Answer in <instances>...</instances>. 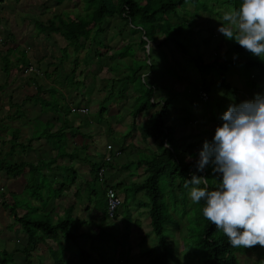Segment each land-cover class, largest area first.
<instances>
[{"label": "rangeland", "instance_id": "374dc122", "mask_svg": "<svg viewBox=\"0 0 264 264\" xmlns=\"http://www.w3.org/2000/svg\"><path fill=\"white\" fill-rule=\"evenodd\" d=\"M0 6V56L5 55L6 51L12 50L14 53H12V59H15L16 54L20 52H26L27 49L29 50L31 48H36V46L39 45L41 47L43 44H48L49 42H54L53 45L48 48L45 46L42 48L48 49V53L51 55H55L57 57H66L64 60V63L62 64L61 68V74H64L65 72H69L71 68L74 66V68L78 67L76 73L82 72L79 78H76V82L74 86L79 87L83 90V92L86 89L91 88V84L94 86H105L107 89L111 88V82L107 83L106 81L110 80V78H119L125 75H133V69H136L141 65V61L144 62L145 60V53L147 57H151L152 60H154L157 64V66L160 65V67H154L153 70L154 74L152 75L150 72V69H147L142 67V70L139 73H147L152 75L153 80L155 83H157L159 92H161V89H164L165 92H167V98L171 99L172 107H176L174 109L170 116H168V122L169 125L175 126L176 130V136L179 137V139L182 141V147L185 148L183 150H186V153H184L183 156L187 158V161H198L199 160V152L202 149L203 145V139L204 140H212L215 129L222 124L221 116L223 113L227 110L228 106L230 104H239L242 101L246 100H252L257 94L264 95V81L263 78L260 77V75L254 74L252 79L248 78L243 64L245 63L244 60H242L241 57H237V54L240 55V53H229L228 55H225V50L231 47L235 41L227 40L219 31L218 29L223 27H231L229 24L225 25L222 23L223 17L225 13H227L226 9H224V5H221L219 2H213L209 3L208 6L212 9H214V13H209L208 11H201L198 12V17H190L191 24H192V30L194 31L193 34H191V42L189 41L188 46L189 49L192 51L198 52L201 55V58H203L204 63L212 62L215 56V53L220 59H227L228 57L230 59H233L235 61V65H231L229 67V70L225 73L222 70L219 72L217 69L215 71L211 72L213 74H206L202 75L199 73V71L193 67L194 65L191 63V60L185 57H181L180 54L176 51L175 47L172 46V44L163 45L162 47L155 46L154 44L151 45V53L149 46L146 49H143L141 46H137L136 43L139 42V37L141 33L139 30L135 33H133L131 30L135 29L132 28L128 21H122L117 16H114L111 19H108L106 22H104L102 28L103 31L98 35V38L95 40H89V41H83L81 40L79 44L71 45L72 49L70 48L69 51H60L61 48L65 46V41L56 34H52V37L50 36L49 39L43 38L42 35L39 36V39L34 36L35 34V23L37 22H43L45 25L48 24L50 20L55 19L54 16H61L64 19H73L77 16H84L86 11L84 9V4L81 0H69L63 2L61 5H56L53 0H4ZM215 5V6H212ZM193 13V12H192ZM54 17V18H53ZM93 33V32H92ZM91 33L90 36L93 34ZM51 35V34H49ZM53 39V40H52ZM184 39V37H183ZM55 40V41H54ZM159 41V40H158ZM37 44V45H36ZM83 44V48H81L79 45ZM91 44V45H90ZM131 44V46L127 47L124 45ZM134 44V45H133ZM117 49V50H115ZM114 50V51H113ZM115 52L117 54L122 53L124 55V58L118 59V61L112 58L111 59V52ZM43 53L44 52H40ZM61 54V55H60ZM20 57L23 58V55L19 53ZM249 55V53H248ZM105 57V58H104ZM17 58V56H16ZM104 58V59H103ZM228 58V59H229ZM103 59V60H102ZM108 59H110L111 64L107 65ZM63 59L59 60L61 62ZM140 60V61H139ZM21 60L16 59L13 63L11 60V57H5L2 58V65H4V68H2V71L4 70L5 75L14 76L16 75L15 72V66H21ZM147 61V59H146ZM151 63V61H150ZM16 64V65H15ZM8 65V66H7ZM119 66L118 72L114 73V70L117 69L115 66ZM144 65V64H143ZM72 66V67H71ZM87 66V67H86ZM107 67H111V72H113L115 75L113 76L110 71L107 70ZM1 67V66H0ZM28 67H32L33 69L37 70L38 67H34V65H29ZM24 69V68H23ZM103 70V72H102ZM1 71V70H0ZM38 72V70H37ZM97 72V73H95ZM9 73V74H8ZM86 73V74H85ZM159 73H163L159 77ZM209 73V72H208ZM222 73L224 74V80L231 86V90L227 91L226 88H217L216 86L212 87V94L208 96V100L203 102L197 97V91L196 86H198V83H202L201 81L205 80L206 83L210 81L217 80L220 81V77L222 76ZM3 73L0 72V83H2L4 80ZM94 76V78L91 77ZM62 76V75H61ZM86 76V79L84 77ZM91 77V78H90ZM256 77V79H255ZM84 79V82L82 81ZM108 79V80H106ZM162 79V80H161ZM254 79V83L257 82L255 87L253 88V83L249 82L250 80ZM69 80V79H68ZM67 80V82H68ZM160 81V82H159ZM109 82V81H108ZM36 83V82H35ZM65 83V82H64ZM116 83V84H115ZM115 87L118 88H124V94L125 90L127 88V85L131 86L133 88V91L129 90L128 88L127 94H126V103L124 106L125 108H130L132 106L133 99L137 98V96H141L137 99L136 105H140L142 102H146V97L149 95H152L153 97L156 96V92L154 91L156 87H153L152 85L149 86L146 85L145 80L140 77H130L126 80L119 81V83L116 81ZM262 83L263 86H260ZM9 84V83H8ZM119 84V85H117ZM125 84V85H124ZM1 85V84H0ZM84 85V86H83ZM117 85V86H116ZM260 86V87H259ZM36 87V84L34 85ZM1 88V87H0ZM4 86L2 89H0V93L5 92ZM216 90V91H215ZM255 92V93H254ZM135 93V94H132ZM147 94V95H146ZM3 96H0V101L2 100ZM113 99H115L113 97ZM119 97L116 98L118 101ZM19 100V99H18ZM64 99L61 95L59 98L55 96V103L63 113H65V109L69 103H71L73 100H68L63 103ZM108 101V100H107ZM112 102V101H111ZM75 103V102H74ZM76 104V103H75ZM4 105V104H3ZM134 104L133 108L136 107ZM159 109V107H157ZM19 116V123L20 125H23L25 123L22 120V113L21 109L16 112ZM149 114V112H147ZM79 116V115H78ZM83 118H90L91 115L88 117L86 116H79ZM124 117V119H123ZM123 117L120 116L119 119H122V122L118 123L115 127V129H118L119 131H125L122 134H125V139L121 138L118 139V137L114 134L113 137H111V140L115 143V145L119 146H131V157L135 158V149L138 146L139 136L140 133L137 129V125L141 122H143L147 115L139 117L138 120H136V124L134 131H132L133 128H131L130 123V116L128 115L127 109L126 112H123ZM97 119V118H96ZM15 120H18V117L15 118ZM118 120V119H117ZM3 121V120H2ZM129 124V125H128ZM2 124L1 126H3ZM127 125V126H126ZM126 127V128H125ZM3 129V128H2ZM17 131L20 130L19 128H16ZM47 128L45 126H42V124L38 121H34L32 124V136L37 138V136H40L39 134L46 132ZM16 131V134H17ZM11 136V134L9 135ZM15 136V134H14ZM13 136V137H14ZM112 136V135H111ZM110 137V135H109ZM4 139V132L0 131V141ZM60 141H62V138H59ZM94 140V137H93ZM193 144L194 146L192 148H195L193 151L191 148H188L189 144ZM23 144V143H21ZM94 146L96 147V157H91L90 153L87 152V159L86 163L90 166V169L94 178V168L99 165V156L101 153V143L97 140H94ZM180 144V145H181ZM26 145V144H25ZM24 145V146H25ZM63 145V144H62ZM179 145V146H180ZM19 146V145H18ZM19 148V147H18ZM9 145L5 146V143H0V161H3L5 163H10L7 160H14L17 161V158L19 159L18 152L15 154V156L9 155ZM88 151V149H86ZM125 153H127V149L125 150ZM144 152L137 153L136 157L139 160H147L149 157H145V154H142ZM83 155H85V152H83ZM148 156V155H147ZM125 160L128 161L127 155H125ZM154 157V156H151ZM150 157V158H151ZM116 158V157H115ZM122 160V159H121ZM186 159H183L185 161ZM11 164V163H10ZM144 167V164L142 165ZM142 167V169H143ZM213 167L214 165L209 164L206 166L205 170H210L213 173ZM42 168H47V164H42L38 171H41ZM136 168L135 165L130 166V170L132 171V174H137L138 171H135ZM111 171H109L110 173ZM108 172L105 173L104 177L110 181ZM218 173H213V177H218ZM39 178V175H38ZM36 179V178H35ZM40 177V183L42 182V186L45 188L49 184L48 178ZM159 183V190L164 192V201L168 206L170 207L168 212V223L163 230V234L167 240V244L170 250V258L168 259V262L171 264H199L200 256H197L194 254V248L187 247L185 243L189 244L188 241V235H189V224L192 225V230L196 228V222L198 219V207L196 205L191 204L192 200L190 199V189H188V192L186 193V199L183 198V202L185 203V206H187V211H183V207L181 206H175L176 198L183 197V192H179L178 190L175 191V194L171 190H167L165 187L166 184V177L164 175H161L158 180ZM1 184V179H0ZM32 185V182H30V185ZM36 188V187H35ZM34 186L31 187V189H35ZM90 189H94L93 192H95L94 196H90L91 193H89V190H86L84 194L76 196L77 201L84 203L85 198L87 200L86 204L89 202V198H91V201L95 203V201L98 202L99 207H102V193H101V183L97 180H94L92 184L89 185ZM127 189H130L129 187ZM35 191V190H34ZM122 194V191H120ZM125 194V193H124ZM44 198V195H46L45 192H42L41 194ZM127 199L124 204H122L120 208V212L122 213V218L127 220L130 218V225L132 228L131 232L133 234V237L135 239H138L137 241L132 239L130 244H132V247L129 249H132L133 251L129 254L128 252H124V247L126 246V241L124 240V226L120 227V230L123 232H119L117 229H112L107 232L103 229V226L106 228L110 224H112V220H106L102 222V226L97 225H89L86 228L88 229H94L97 234L93 235L96 238H94V244L92 246V242L90 239V232L87 234L88 240V253H92L91 259L93 260V264H103L106 262V260H111L113 264H120L122 261H125V264H146V262H149L150 258L144 257L141 258L142 253L146 251L149 248H152L157 243V238L153 234L151 227H150V218H149V209L151 200V195L146 193L145 191H141L134 194L133 189L129 190L127 194H125ZM38 196V194H37ZM121 196V195H120ZM16 199V204H21L22 211L28 212L27 221L29 220H43L46 221V218H49L48 215L43 216L42 214V202L41 198H39V201L37 202L38 206L31 205L30 198L33 197L31 190L27 191L23 195H18ZM96 199V200H95ZM188 199V200H187ZM178 202V201H177ZM138 203H143V206H140V208H146L145 211L141 212L137 206ZM45 203L43 204V206ZM184 206V208H185ZM130 211V212H129ZM197 213V215H196ZM130 214V215H129ZM144 220H140L142 218ZM140 218V219H139ZM67 219V218H63ZM141 221V222H140ZM179 224V226L176 228L174 227L175 224ZM76 226H78V223H75ZM81 225V224H80ZM85 226V225H84ZM133 227H136L137 229L133 230ZM140 230V234L137 233L136 230ZM188 229V230H187ZM79 229H74V231H78ZM103 230V231H102ZM8 232L4 233L3 231V225L0 222V247H4L5 250L10 251L11 247L9 244H7V240L5 238L4 234H7ZM80 234L79 236H81ZM143 238L142 244L139 245V247H136L134 244L139 242V236ZM146 239H144V237ZM185 238V241L183 240ZM80 245L81 241H78L77 239H73L72 243L69 245L70 247V253H72V250L75 252L71 255H74L76 257L77 261L76 264H92L91 262H88L90 260L89 257L86 258V260L81 261V258H79L80 254ZM133 245L136 247L134 248ZM77 246V248H75ZM19 248V247H18ZM123 249V251H122ZM136 250H139L141 253H137ZM0 252V262L2 261L5 264H11L13 263L11 258H8L6 256H1ZM65 254H63L62 257V251L58 256H56V259H64ZM24 255V258L27 259V264H33L36 262V260H39L34 255ZM138 258V260H131V257ZM53 257V255H52ZM132 257V258H133ZM154 255L152 256V258ZM15 260V257H13ZM73 261L72 258L69 257L66 261V264H70L71 261ZM237 260L238 264H251L254 261L257 260V256L252 251H245L241 254H237ZM120 261V263H119ZM132 261V263H131ZM142 262V263H141ZM1 264V263H0Z\"/></svg>", "mask_w": 264, "mask_h": 264}, {"label": "crops", "instance_id": "0c3cea01", "mask_svg": "<svg viewBox=\"0 0 264 264\" xmlns=\"http://www.w3.org/2000/svg\"><path fill=\"white\" fill-rule=\"evenodd\" d=\"M38 23L44 24L43 22L35 23L36 31L34 36L36 38L39 39V36L42 35L43 38L49 39L50 36L52 37V34H56L49 33L47 31H40L38 29ZM53 43V41L49 42V46L46 43L41 47H39L38 45L36 46V48H31L30 50L29 48H26V52L19 51V53L23 55V58H21L18 53L16 54L17 58L15 56V59H12L11 55L12 53H14L12 50H8L6 51L5 55L0 56V72L4 75L5 71H2L4 65H2L1 63L2 58L11 57L13 63H16V59L21 60L20 62L22 66H18L19 64L15 66L14 69L16 75L11 77L10 74L5 75L4 80H2L3 82L0 83V89H2L3 86L5 87V92L2 91V93H0V96H3L2 100H4L0 101V131L4 132V139H2L0 143L4 142L5 146L9 145L8 151L10 156L14 157L18 152L19 159L17 158V161L13 158H11L12 160H7L11 164L28 163L34 166H25L19 171L13 170L10 173L0 172V222L3 225L4 233L8 232L4 235L7 240V244H9L11 247V250L7 251L4 249V247L1 246L0 252L2 253L1 256H6L13 259V263L11 264H27V259L24 258L25 254L23 252H27L28 250H30L29 252H27L28 255H34L39 259L36 260V262H34L33 264H66V261H64V259L67 258L68 260L69 257L73 259V261L70 260V264H76L75 262L77 261V259L76 257H74L75 254L71 255L75 251L72 250V253H70L69 247L73 239L81 241V245L79 248L80 254L78 257L80 258L82 251H84L85 255L83 257H85L87 254L88 256H86V258H90L88 262H91L93 264L94 262L91 259V256L93 254L88 253L89 239H87V234L90 232V234L88 235H90L89 237L93 246L94 238H96L93 235H96L97 232L94 229H88L86 227L89 225L102 226V222L105 221L104 219L110 220L104 214V193L106 189L110 187L113 188L122 200V204H124L127 199L125 194H127L130 189H133L135 195L141 192L142 190L136 191L135 187L143 185L147 177L145 166L143 167L139 164L140 161L145 160H139L136 157L137 153L144 152L142 154H145V157H149V159H151V156L162 152L158 146L159 141H154L151 137H144V130L149 125L148 119H150L151 115L155 111L159 110L157 109V107L159 106L148 108L135 118L133 114V106L134 104L136 105L137 99L141 96H137V98L133 99L134 101L131 103L132 106L130 108H125L126 106L124 105L126 103V94L128 88H130V91H133V88L127 85L124 94V88L115 87L116 81L119 83V81L126 80V77L131 76V74L119 78L112 77L110 78V80L106 79L109 81H106L107 83L111 82L110 89H107V87L105 86L106 84L99 87L91 84V88L86 89L83 92L82 89L74 86L76 78H79L78 76H80L82 72H79L77 74L76 71L78 67L74 68V66H71L72 68L71 70H69V72L61 74L62 64L64 63L66 57H57L48 53V49L46 48L50 47V45L52 46ZM65 43V46L61 48L59 52L61 50L69 51L70 48L72 49L71 45H69L66 41ZM136 45L138 46L137 43ZM44 46L46 48H42ZM124 46L129 47L131 46V44ZM83 47L84 46L82 45L81 48ZM113 51L111 52V59L116 58L115 62L120 58H124V55L122 53L117 54ZM40 52H44V54ZM145 57L146 58L144 62L141 61V65L139 66V71L136 73V77L144 79L146 85L150 83L149 86L152 85L153 87H156V96L151 97V102L155 103L160 101L161 99H164V97H166L168 93L165 92L164 89H161V92H159L158 88L160 87L158 86L160 85L155 83L152 78V75L155 71L153 70L154 67H160V65L157 66L156 62L152 60L151 57L148 58L146 53ZM61 59L63 60L59 62V60ZM108 61L109 62H107V65H110V59H108ZM29 65L38 67V72H27L26 70L29 68ZM151 65L154 66L151 68ZM145 66L147 69H150L152 75L149 76L148 72L145 74L139 73L142 70V67L145 68ZM111 67L106 66L107 70L110 71V73H112L114 76V73H116V71L118 72L120 67L115 66L117 67V69L114 70V73L111 72ZM161 75H163V73H159V77ZM91 77L94 78V76L92 75ZM84 79H86V76L84 77ZM84 79L82 80L83 82ZM35 84L36 87H34ZM60 95L64 99H66L63 101V103H65L67 100L68 102L73 100L67 106H64L66 107L65 113H63V111L61 112L57 104L52 105V103H55V96L59 98ZM113 97L115 99H113ZM117 97H119L118 101L116 100ZM20 109L22 113V120L25 122L23 123V125H20L19 116L16 113ZM80 109H85L86 114L80 113ZM126 109L128 115L130 116L131 128H133L132 131H134L135 125H137L135 121L138 120L139 117L141 118L142 116L147 115V118L142 123L140 122L137 125L140 136L137 143L138 146L135 149L136 151H134L135 158H133V156L131 157V146L115 145V143L117 142H113V140H111V137H113L114 134L118 137V134H122L125 132L119 131L118 129H115V127L118 123L122 122V119H119V117H123V112H126ZM174 109H176V107L171 108L168 116H170L171 112ZM147 112H149V114ZM78 115L86 117L91 115V117L86 119L83 117H79ZM17 117L18 120H15V118ZM34 121L40 122L42 126H45L47 128L46 132L39 134L40 136H37V138L32 136L33 131H31ZM167 122L168 119L166 121V126L172 128V134L170 136V143H167L165 145V148L167 147L168 149L172 150L173 153L175 150V152L178 153L177 155H179V159H186L185 162H188L187 158L183 156L184 153H186L187 149L183 150L185 146L184 148H181L182 141L179 139V137L176 136V127L173 125H169V123ZM2 124L4 125L1 126ZM19 127L20 130L17 131L16 128ZM10 134L11 136H9ZM119 136L120 137H118V139L124 138V140L126 141L124 137L125 134ZM93 137L94 140H97L101 143L99 165L94 168V178L91 172V170L93 169H90V166L86 163L87 152L90 153L91 157H96L95 153L97 150L94 146L95 144ZM59 138H62L63 140L60 141ZM202 141L204 143V141L206 140L203 139ZM106 145H111V152L118 151L120 153L118 157H114L109 163H106L103 159L104 155L108 153ZM86 149H88V151ZM126 149L127 153H125ZM194 149L195 148H192L191 150L193 151ZM83 152H85V155H83ZM125 155H127L128 161L125 160ZM192 162L197 161H189V163ZM40 164H47V168H42L41 171H38ZM132 165L136 166L134 170L138 171L137 174H132V171L130 170V166ZM100 168L104 169L103 178L101 180H99L97 177V172ZM109 171L111 172L109 173ZM106 172H108L110 175V181H108L104 177ZM41 176L44 177V179L48 178L49 184L46 188L45 186L41 187ZM94 180H97L101 183L102 207H99L97 201L93 203L91 201V198H89L88 204H86V198L84 200V203L78 202L76 198L78 193L82 195L87 189L89 190V193H91L90 196H94V189L92 190L89 188V185L92 184ZM30 182H32L31 186H29ZM33 186L34 188L36 187L34 189L35 191L31 189V187ZM128 187L130 189H127ZM84 188L86 190H83ZM28 190H31L33 195V197H29L31 205L38 206L37 202L39 201V198H41L43 208L41 212L43 216H49V218H46L47 221H50L53 225L60 223L61 221H69L68 226H66L65 228L66 235L62 236L63 232H57V238H55L57 242H52L51 239L48 238L46 239L47 241L45 240L46 243L44 241L40 242L39 239L42 233L36 230L37 232H34L35 236H33L32 238L34 240V248L29 249L30 241L28 235L18 221V219L22 218L23 216L26 218L28 212H23L21 210V204H16V199L20 198L18 197V195H23ZM120 191H122V194L120 193ZM42 192L46 193V195H44V198L41 195ZM44 203L45 205L43 206ZM137 206L139 207L138 209L141 212L145 211L146 209L145 207L142 209L140 208V206H143V203H138ZM144 218L146 219V217ZM144 218L139 219L142 221L144 220ZM129 219L130 218H128L124 222L122 213L118 211L117 217L112 220V224H110L106 228L103 226V229L105 231L107 230L108 232L109 230L118 228L119 232L121 233L123 231L120 230V227L124 226V240L126 241V246L123 249L124 252L129 251L128 253L130 254L133 251L132 249H129L130 247H132V244H130V242L132 241V239L136 241L138 239H135L133 237L131 229H128L132 228ZM75 223H78V226H76ZM74 229L79 230L74 231ZM135 229L137 228L133 227V230ZM136 231L139 234L141 232L139 229ZM80 234L82 235L79 236ZM138 236L139 242H136L134 244L136 247H139V245L142 244L143 241L141 235ZM144 238L146 239V237ZM134 245L133 247L136 248ZM75 248H77V246H75ZM61 251L62 257L63 254L66 253L64 259H56L55 257L58 256ZM146 251H148V249ZM136 252L141 253L139 250H136ZM13 257H15V260ZM132 257L131 260H138V258ZM141 258L143 259L144 257ZM0 263L5 264V262L3 263L2 261ZM125 263V261H122V263L120 264ZM103 264H113V262L108 259ZM167 264L171 263L167 262Z\"/></svg>", "mask_w": 264, "mask_h": 264}, {"label": "trees", "instance_id": "16d2710c", "mask_svg": "<svg viewBox=\"0 0 264 264\" xmlns=\"http://www.w3.org/2000/svg\"><path fill=\"white\" fill-rule=\"evenodd\" d=\"M19 1V0H16ZM56 5H61L65 1L69 0H53ZM84 4V9L86 11L84 16H77L73 19H64L61 16H55V19L48 22L47 25L38 23V29L40 31H47L49 33L59 34L69 45L79 44L81 40L89 41L98 38V35L103 31V24L108 19L117 16L122 21H128V24L135 28L131 30L133 33H141L139 37V42L137 43L143 49L149 46V41L151 45L162 47L163 45L172 44L176 51L181 57L189 58L191 63L194 65L199 73L202 75L213 74L211 72L217 69L219 72H227L231 65H235L233 59H220L215 53L212 62L204 63L203 58L198 52L189 49L188 43L191 42V34H193L192 24L190 17H198V12L208 11L209 13H214V9L208 6L209 3L219 2L224 5V9L227 12L237 10L242 3V0H81ZM4 0H0V5ZM215 6V5H212ZM193 12V13H192ZM224 15V14H223ZM223 24L227 25L228 22L222 21ZM93 32V33H92ZM91 33L93 34L92 36ZM184 37V39H183ZM159 40V41H158ZM83 44L79 45L82 47ZM240 53L237 57H241L245 61L243 64L245 72L248 78L252 79L253 75H260L264 81V57L257 58L247 52L245 49L239 46L236 42L226 49L225 55L229 53ZM249 53V55H248ZM149 58V57H148ZM8 66V65H7ZM154 65H151V68ZM133 75L126 77V79L134 76L139 71V67L133 69ZM209 72V73H208ZM220 77V81L217 80L207 82L205 80L198 83L196 86L197 97L201 101L205 102L208 100V96L214 92L212 87L226 88L230 91L231 86L225 82L224 74ZM9 74V73H8ZM256 79V77H255ZM249 82L253 83V88H256L254 79ZM260 86H263L262 83ZM259 86V87H260ZM156 91V88L155 90ZM216 91V90H215ZM205 93L207 95V100H202L201 94ZM255 93V92H254ZM147 95V94H146ZM152 95L146 97V102H142L140 105L134 108V117L136 118L140 113L147 110L148 108H154L159 106V110L155 111L149 120V125L144 130V137H151L155 141H159V149L162 151L154 155L151 159L145 161H140V165L144 164L147 177L143 185L135 187V190H142L150 194V227L153 234L157 238V243L154 247L149 248L148 251H144L141 257L150 258L147 264H167L170 258V250L167 244V240L163 234L164 227L168 223V212L170 207L164 201V192L159 190V177L164 175L166 177L165 187L167 190L173 191L179 190L183 192V197L176 198L175 206H181L184 212L187 210V206L183 202V198L186 196L185 192L191 189L193 185L189 184L188 188H185V182L191 180L192 175L203 176L207 179V190L213 191L217 190L219 187L221 174L214 178L213 173L210 170H204L203 172L196 171L197 162H185L179 159L178 153L172 152V150L165 148L167 143H170V136L172 134V128L166 126V121L168 119V114L172 108L171 99L164 97L158 102H151ZM170 100V101H169ZM194 145L191 143L188 148L192 149ZM2 160V159H0ZM40 164L39 166H41ZM29 166L34 167L28 163L10 164L0 161V172L10 173L13 170H20L21 168ZM96 172V171H95ZM198 187H205L203 182L198 185ZM185 191V192H184ZM105 194V193H104ZM105 199V198H104ZM186 199V197H185ZM104 205V214L106 215V199ZM178 201V202H177ZM191 204H194L191 202ZM198 207L199 213L198 221L196 222V228L192 230V225L189 224V244L185 243L186 246L194 248V254L200 256L199 264H238L237 254H241L245 251H252L256 254L257 260L251 264H264V247L259 245L251 248H235L233 247L228 238L219 230L216 226L208 221L203 216V208L206 206V201L201 200L198 204H194ZM185 206V208H184ZM197 215V213H196ZM107 217V216H106ZM22 228L28 235L30 241V248H34L35 231L41 232L40 242L46 239H51V241H56L57 232H63L62 236L66 235L65 228L68 226L69 221H61L53 225L50 221L43 220H29L24 216L18 219ZM173 224H175L173 222ZM179 224H175L174 227H178ZM188 230V229H187ZM36 231V232H37ZM51 236V237H48ZM35 239V237H34ZM145 239V238H144ZM46 240V241H45ZM57 242V241H56ZM36 243V242H35ZM33 245V247H32ZM28 250L27 252H29ZM27 252H23L27 256ZM85 255L82 251L80 258L81 260H86L83 256ZM154 257L152 258V256ZM86 256H88L86 254ZM240 264V263H239Z\"/></svg>", "mask_w": 264, "mask_h": 264}, {"label": "clouds", "instance_id": "9594fccd", "mask_svg": "<svg viewBox=\"0 0 264 264\" xmlns=\"http://www.w3.org/2000/svg\"><path fill=\"white\" fill-rule=\"evenodd\" d=\"M231 27L218 31L257 58L264 57V0H242L223 17ZM151 53V41H149ZM212 140L204 141L196 171L209 164L221 174L217 190L207 179L192 175L184 187L194 204L206 201L203 216L235 247H264V95L230 104ZM203 182L205 187H198Z\"/></svg>", "mask_w": 264, "mask_h": 264}, {"label": "built area", "instance_id": "2783aa9c", "mask_svg": "<svg viewBox=\"0 0 264 264\" xmlns=\"http://www.w3.org/2000/svg\"><path fill=\"white\" fill-rule=\"evenodd\" d=\"M27 72H34L36 73L37 70L33 69L32 67H29ZM202 100H207V95L205 93L201 94ZM80 113L86 114L85 109H80ZM106 149L108 153H106L103 157L104 161L106 163H109L114 157H118L120 153L118 151L111 152V145H106ZM103 172L104 169H99L97 172V177L99 180L103 178ZM105 199H106V216L108 219L113 220L117 217L118 211L120 210L122 206V200L118 196L117 192L113 188H107L105 191Z\"/></svg>", "mask_w": 264, "mask_h": 264}]
</instances>
